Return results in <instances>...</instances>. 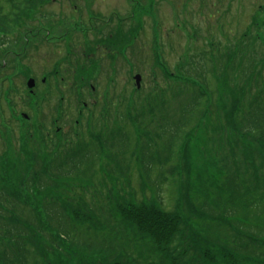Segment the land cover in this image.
I'll return each mask as SVG.
<instances>
[{"label": "trees", "instance_id": "16d2710c", "mask_svg": "<svg viewBox=\"0 0 264 264\" xmlns=\"http://www.w3.org/2000/svg\"><path fill=\"white\" fill-rule=\"evenodd\" d=\"M41 1L0 0L2 52L16 48L11 36L20 16ZM250 37V50L246 39L222 42L216 54L203 52L197 61L190 56L174 73L140 71L146 85L125 90L121 103L104 100V111L91 125L83 120L85 133L79 123L61 137L58 130L44 136L43 148H37L43 155H25L17 183L0 166V264H50L44 246L74 264H198L199 257L203 264H264V46L258 50L254 33ZM244 62L247 67L236 73ZM154 63L160 67L156 56ZM194 82L207 84L209 92ZM212 119H225L226 126H211ZM205 129L219 130L217 138L208 135L210 146L201 144L217 160L208 156L216 175L208 184L212 190L202 186L195 208H187L186 223L178 196L174 213L166 205L185 168L186 134ZM29 140L27 150L33 142L38 146ZM162 194L169 196L166 203ZM131 210L152 220L133 219ZM164 216L170 222L158 239ZM48 234L52 239L46 241ZM193 235L208 245V254H216L213 259L192 246H199Z\"/></svg>", "mask_w": 264, "mask_h": 264}, {"label": "rangeland", "instance_id": "374dc122", "mask_svg": "<svg viewBox=\"0 0 264 264\" xmlns=\"http://www.w3.org/2000/svg\"><path fill=\"white\" fill-rule=\"evenodd\" d=\"M138 1L139 0H76L74 3L79 5V10L76 11L66 0H47L42 3V5H39L37 9L34 8L31 12L21 15L18 20L17 32L15 34L17 39L15 51H13L14 49L6 52L0 50V66L5 67L0 70V86L2 80L6 77L5 74H10L6 77L7 80L10 79V83L6 82V85L2 87L4 91L0 100V113L4 112L3 116L5 115V119H9L11 123V116L18 117L21 115V112H26L31 118L30 121L26 123V126L33 125L34 127L35 121L37 123L41 119H45L47 122L55 116L57 118L56 110L59 106V97L57 98L52 90L53 93L51 97L48 95L47 91L37 88V93L41 101L44 99L41 98V94L43 95V93L45 100L51 99L50 105L44 103L47 108H44L43 105L40 113L38 111V103L40 102L38 97H36L35 100L31 99L30 103L27 100L26 102L24 101V99H27L25 97L28 93L23 87H25L28 80L26 78L23 80L20 73L24 74L27 72L30 77L35 76V81L37 83L47 79L48 84H51L52 81L49 76H52V70L56 67L65 70L68 66L62 62L65 63L67 56H72V54L66 52L65 48V44H67L69 39L81 45L83 43H89L85 49V54H83V52L81 54L76 44L77 48L75 49L74 55L82 57L85 60L84 63L86 66L83 68L80 67L78 72L74 74V77L73 74L69 76L73 77L72 79L75 81L79 80L78 82L83 84V80L90 79V77L94 75L101 87L104 85L106 68H109V66L114 63L113 60L118 62V64L116 63L117 67L113 69V72H115L117 76V84H111L109 86V89L114 87L117 89V92L113 94L111 91L110 95L105 97H103V93H101L102 98L100 97L103 99L108 96L115 97L118 94V101L121 100V93L125 89L131 90L127 86V81L130 77V73H128L129 70H137L135 62L130 58L131 52L129 50V45L135 47V58L140 61L143 59L141 61L142 63L147 60L149 61L147 68L141 70L145 75H148V72L153 68L150 58L153 54L154 41L157 46L156 51L160 53L163 60H165L169 67V71L177 70V66L184 61H188L191 55H197L200 52L210 53L211 50L205 43L212 39H216L214 43L219 40L221 43L225 42V38H228L227 42L232 41L234 38V41L244 43L246 39L245 42H248V50H250V35L254 33L257 39V41H255L256 48L261 50L264 46V0H154L153 8L155 12L152 13H150V11H144L146 0H142V4ZM148 13H150V15H148ZM156 21L158 24L160 21V25L157 29L160 28L161 33H158L159 31L151 25L155 24ZM80 22H82V24ZM137 22H141L140 29L142 30L138 29L137 31ZM106 24H109V26L102 30L101 25L104 27ZM94 29L97 34L92 37L91 34H93ZM250 29V34L246 33L247 30ZM68 30H70L69 37L64 33V31ZM11 38L14 39L13 36H11ZM126 41H129V43ZM261 43H263V45ZM120 47L123 48L120 55H117L119 58V60H117L115 59V57H117L115 53ZM82 51L84 50L82 49ZM14 58V69H12V60ZM8 61L11 66L7 65ZM99 61L102 62V66L100 65L99 69H97V67H95V62L99 64ZM238 61L239 59L235 62ZM138 66L140 65L138 64ZM236 67L237 73L245 69L247 65L244 62L241 66L238 65ZM113 72L111 73V77L113 76ZM159 72L160 70L155 74H159ZM54 73L55 75L57 74L55 70ZM135 76H137V74L133 73L130 81L132 88L135 85ZM248 80L249 77L246 78V81ZM196 81H198V79H196ZM146 82L147 79L142 77L140 82L141 86L145 85ZM18 85H20V91H17L14 96L8 95L7 97V99L9 97L11 98V104L6 99V93L10 87H17ZM70 86L71 82L66 84L62 95V110L64 111L65 119H67L66 113L72 115L73 112H75V107L72 108V103H75L76 106L79 102V98L76 96L74 98L73 94H69L68 91H65ZM195 88H199V86L196 85ZM97 93H99V91L96 89V94ZM88 99L90 100L89 105L95 108V117L98 118L104 111L101 108V99H99L98 96H92ZM111 103L114 104V101H111ZM113 104H110L109 107H113ZM13 105L15 109L17 108L16 113L13 112L10 114ZM50 114L51 117L47 118ZM42 116L44 118H42ZM215 120L216 119L211 120V126L214 125L217 127V125H219L220 127V123L222 122L224 126H226L225 119H219L220 123H216ZM260 120L264 121V119ZM98 121L99 119H94V122L98 123ZM87 123L88 121H85L86 125ZM111 123L112 122H109L108 126H110ZM98 128L99 127L95 130ZM23 129V127L14 131L10 129L7 134H0V156L3 155L4 160L0 166L3 167V172L9 173V178H12L10 181L14 183L20 180L21 172L24 170L25 155L28 154V159L31 156L43 155V152L40 154L37 152L38 146L36 142L31 144L28 143V150L26 149L27 146L24 142L26 139L24 138L25 134ZM217 131L219 132V130ZM217 131L214 132V134H210L206 129L203 130V132L192 131V133L185 136V140L188 141L190 145H187V148L182 151L185 168L181 170L182 175H180V178L178 177L176 179V186L174 188L175 195L170 197V201H168L169 196L163 197L165 194L160 196L161 201L163 200L165 203L166 201L169 202V208H167L166 205L167 210H174L176 208L175 198L178 196L179 201L182 202L180 204L182 206L180 213L186 223H189L186 219V214H188L187 208H195L198 202L195 196L200 192L201 187L203 186L207 192L212 190L209 185H212L216 173L209 162V157L214 158L215 161L217 160L209 151H204L201 144L205 146L209 144L210 146L211 142H209L210 139L208 135H214L217 138L219 136L217 135ZM85 132L86 131H84V133ZM201 133L202 135H200ZM11 141L14 143L13 146L16 147V150L9 152V144ZM29 141H31V139ZM215 145L216 143L214 146ZM127 158L129 159L131 156L127 155ZM187 161L190 162L191 168H189ZM133 164L131 159V169L134 167ZM129 214L131 218H136L139 221L152 220L151 217L141 216L137 211L134 212V210H131ZM191 219H193V217H191ZM177 220L181 219L178 218ZM169 222L170 219L168 216H164L160 220L161 231L155 238L161 239L166 235L167 224ZM148 231L150 232L151 230ZM193 237L198 242L199 246L196 243L192 244V246L199 251V254L202 253L205 258L213 259L216 254L213 256L206 252L208 245L203 242L199 236L193 235ZM46 239L49 241L52 237L48 234L45 240ZM38 245L39 248H43V245L37 242V247ZM59 246L63 251L64 247L61 245ZM44 247L45 251H43L42 255L46 260H49L50 264L75 263V260L72 259L66 260L65 258H58L61 256L60 254L52 250L53 253H55L53 255L51 250L46 246ZM32 249H34V246ZM37 256L40 257L39 254H37ZM73 257L75 258V256ZM203 262V258L199 257L197 263L203 264Z\"/></svg>", "mask_w": 264, "mask_h": 264}, {"label": "water", "instance_id": "95a60500", "mask_svg": "<svg viewBox=\"0 0 264 264\" xmlns=\"http://www.w3.org/2000/svg\"><path fill=\"white\" fill-rule=\"evenodd\" d=\"M138 79H139V78L137 77V78H136V81H138ZM29 84H30V82H29Z\"/></svg>", "mask_w": 264, "mask_h": 264}]
</instances>
